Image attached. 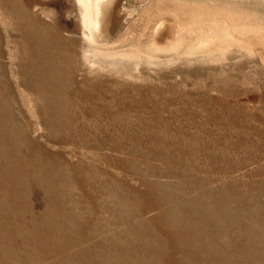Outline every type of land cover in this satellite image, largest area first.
I'll use <instances>...</instances> for the list:
<instances>
[{
  "label": "bare ground",
  "instance_id": "6f19581e",
  "mask_svg": "<svg viewBox=\"0 0 264 264\" xmlns=\"http://www.w3.org/2000/svg\"><path fill=\"white\" fill-rule=\"evenodd\" d=\"M74 1L82 27V53L89 55V62L100 70L120 68L126 73L124 69H129L121 64L131 60L134 63L130 70L136 73V79L146 82L150 74L139 72L141 62L160 68L162 64L179 61H214V55L233 53L238 43V51H250L249 40L244 39L248 28L241 25L239 17H233L238 11L246 12L245 3L250 0H177L176 4H168V0ZM5 2L22 39L15 42L23 61L20 74L25 81L21 85L44 101L42 113L51 117L50 134L56 140L58 132L66 130L60 122L69 112L66 98L84 102L92 95L88 80L83 79L80 88L70 89L67 84L78 68L73 49L77 42L68 37L62 43V34L56 28L50 26V32L42 24L39 27L36 18L29 19L27 10L34 6L32 0ZM154 12L170 13L179 20H171L169 28L163 17H156L149 27L143 24L142 19L146 21ZM199 15L202 20H195L193 37L188 41L180 35L182 27L177 24L187 16L197 19ZM137 18L141 19V33L132 39L128 32ZM237 35H241L242 42L236 40ZM260 61L264 65V58ZM172 74V78L177 77L173 85L180 86L207 76L196 67ZM153 77L163 86H169L172 79L161 73ZM106 90L107 87L103 95H107ZM121 93L118 106L105 104L106 112L120 115L131 111L125 92ZM9 97L7 73L0 65V264H264L262 184L244 185L246 191L256 190L255 196H249L246 191L239 193L230 181L222 182L220 169L213 170L210 165L199 167L197 173L202 176L197 177L185 167L186 177L185 172L169 171V163L174 160H166L169 166L162 171L153 168L151 176H175L176 186L173 189L158 181L149 183L150 199L161 209L153 218L137 222L131 212L134 209L135 213L145 215L151 208L148 195L130 187L123 192L101 184L100 190H83L81 197L75 199L73 188L83 182L76 179L78 169L73 165L62 158L53 162L26 155L27 159L20 160V140V148L29 153L40 155L42 150L27 136H19ZM176 156L179 162L185 154L181 151ZM213 172L218 176L211 175ZM221 173L222 177L226 174ZM30 199L37 204L33 205ZM132 204L137 205L130 209ZM37 205L41 211H36Z\"/></svg>",
  "mask_w": 264,
  "mask_h": 264
},
{
  "label": "rangeland",
  "instance_id": "374dc122",
  "mask_svg": "<svg viewBox=\"0 0 264 264\" xmlns=\"http://www.w3.org/2000/svg\"><path fill=\"white\" fill-rule=\"evenodd\" d=\"M0 1V12L3 10L5 13H0V65L7 73L11 92L8 99L14 107L19 136H27L42 150L40 155L29 153L25 148H20L23 146L20 140L18 157L22 160L27 159L26 155L31 158L37 156L53 162L62 158L73 165L78 169L76 179L83 182L78 188H73L75 199L81 197L83 190H100L101 184L103 187L105 184L107 187L123 189V192L130 187L138 193L148 195L150 199L151 182L158 181L161 185L175 188V176H151L153 168L162 171L169 164V171H178V174L185 172L186 177L188 172L184 170L185 167L197 177L202 176L197 173L199 167L207 168L210 165L213 170L220 169L219 177L222 182L230 181L239 193L246 191L244 185L264 186V65L260 61L264 58V0H250L245 3L248 7L246 12L238 11L233 14L249 30L244 37L249 40L248 53L238 51V43L237 50L232 49L233 53L225 55H214V61H179L162 64L160 68L141 62L139 72L150 74L146 82L136 79V73L130 70L134 63L131 60L129 64H121L129 69H124L126 73L120 68L112 69L113 71H107L106 68L100 70L98 65L89 62V55L82 53V27L74 0H32L34 6L27 10L29 19L36 18L39 27L42 24L50 32V26L56 28L62 34V43L69 38L77 42L76 46H72L76 50L78 68L70 75L73 80L69 78V88L82 87L83 79L90 81L92 85V89L88 88L92 93V100L87 98L80 102L66 98L67 101H64L69 112L64 114L65 117L62 116L60 122L65 125L66 130L58 132V136L54 137L56 140L50 134L51 117L42 113L45 109L44 101L21 85L25 81L20 74L23 61L15 42L22 39L15 31L10 7L5 2L10 0ZM176 3L177 0H168V4ZM156 17H163L166 27L176 18L170 13H155L149 14L146 21L142 19V23L145 22L149 27ZM195 20H202V16L199 15L197 19L187 16L177 24L182 27L180 35L188 41L192 40ZM135 22L128 32L132 39L141 33V19L137 18ZM239 37L241 35H237L236 40L242 42ZM190 67L198 68L207 76L194 82L189 80L186 85H173L177 77L174 75L172 78V72L180 70L184 73ZM160 73L172 78L168 81L169 86H163L153 77ZM179 80L178 78L177 82ZM105 87L108 88L107 95L102 94ZM114 87L118 90H113ZM121 91L125 92L124 97L132 107L131 111H124L120 115L106 112V103L118 106L117 99L122 95ZM82 103L84 104L80 106ZM181 151L185 156H181V161L177 162L176 154ZM211 157L216 160L209 159ZM166 160L174 161L168 164ZM221 172L226 173L224 177ZM211 175H216V172ZM246 193L255 196L256 190ZM31 201L33 205L37 204L35 199H30ZM137 204L128 207L133 209ZM149 204L151 208L145 215L132 210L134 220L144 222L153 218L161 209L151 199ZM229 206L235 209L231 204ZM41 210L37 205L36 211Z\"/></svg>",
  "mask_w": 264,
  "mask_h": 264
}]
</instances>
